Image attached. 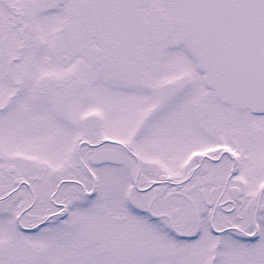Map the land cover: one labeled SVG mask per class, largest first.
Returning a JSON list of instances; mask_svg holds the SVG:
<instances>
[{
	"label": "snow or ice",
	"instance_id": "snow-or-ice-1",
	"mask_svg": "<svg viewBox=\"0 0 264 264\" xmlns=\"http://www.w3.org/2000/svg\"><path fill=\"white\" fill-rule=\"evenodd\" d=\"M0 264H264V0H0Z\"/></svg>",
	"mask_w": 264,
	"mask_h": 264
}]
</instances>
